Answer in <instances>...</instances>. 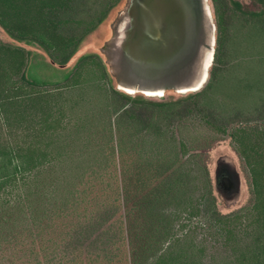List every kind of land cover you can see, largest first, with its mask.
I'll list each match as a JSON object with an SVG mask.
<instances>
[{
  "label": "trees",
  "instance_id": "obj_1",
  "mask_svg": "<svg viewBox=\"0 0 264 264\" xmlns=\"http://www.w3.org/2000/svg\"><path fill=\"white\" fill-rule=\"evenodd\" d=\"M122 1L0 0V26L66 66ZM213 1L210 77L175 100L119 90L94 53L42 90L27 77L31 50L0 39V264H264V124L229 134L247 205L218 208L208 153L232 115L264 112V10L226 62L221 7L241 4ZM203 212L218 243L208 261L204 240L184 231Z\"/></svg>",
  "mask_w": 264,
  "mask_h": 264
},
{
  "label": "water",
  "instance_id": "obj_2",
  "mask_svg": "<svg viewBox=\"0 0 264 264\" xmlns=\"http://www.w3.org/2000/svg\"><path fill=\"white\" fill-rule=\"evenodd\" d=\"M101 47L116 87L163 98L201 91L217 46L210 0H126Z\"/></svg>",
  "mask_w": 264,
  "mask_h": 264
},
{
  "label": "rangeland",
  "instance_id": "obj_3",
  "mask_svg": "<svg viewBox=\"0 0 264 264\" xmlns=\"http://www.w3.org/2000/svg\"><path fill=\"white\" fill-rule=\"evenodd\" d=\"M220 1L226 2V0H219V2ZM237 1H239L241 4L239 8L240 10L238 11L231 10V7L230 9H224V7H221V12L223 14V27L225 30L224 37L226 39V62H234V60L239 59L238 57H233V50L237 46L233 42L235 40H238L240 44V40H242V38L244 37L245 32L251 28L252 24L250 23L252 21V18L250 16V13L261 12L264 10V0ZM125 2L126 0H123L121 4L111 12L109 17L101 25H99L92 33L87 35V37L80 44L76 55L66 66H57L56 64L52 63L49 57L46 55V52L40 45L35 42H19L13 39L7 32H5L1 26L0 39L15 45H23L31 50L30 62L27 69L28 79L39 83L42 90L52 91L60 83H63L68 78L81 56L94 53L99 55V58L106 62V58L101 52V47L110 38L112 34L111 24L114 21L118 11L124 6ZM210 2L212 4L215 16V3L213 0H210ZM215 20L217 22L216 16ZM232 36L234 37L232 40H230V37ZM242 67L245 68V66ZM112 80L113 85L116 86L114 78ZM188 94L190 93L179 94L174 91H169L163 98L146 97L143 95L132 96H142L143 98L154 101H168L185 97ZM246 120H251V122L253 123L259 122L264 124V112H261L257 115H247L246 117L241 118L236 114L232 115L230 118V122L226 126V133L217 134V136L223 137V140L215 143L208 152L210 173L214 184L216 183L215 193L218 196V208L224 213L236 210L243 205H247L251 196L249 191V179L247 173L245 171L243 163L239 160L238 154L233 146V141L229 136L231 130L238 124V122ZM176 123L174 126L175 129L177 126ZM204 214L205 213L203 212L201 215L194 217L192 221H184L185 224H187V227L184 231L190 228L193 235H195L198 240H204V242L206 243L205 259L208 261L216 252L215 247L218 245V243L216 241V237L213 234L214 229L211 228L212 223L210 221H207L205 217H203ZM179 225L182 226V220L179 221ZM184 231H182L181 229V231H179L178 233L182 234Z\"/></svg>",
  "mask_w": 264,
  "mask_h": 264
}]
</instances>
